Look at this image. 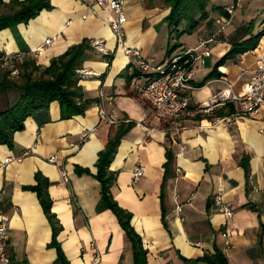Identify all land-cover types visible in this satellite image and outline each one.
<instances>
[{"label":"crops","instance_id":"1","mask_svg":"<svg viewBox=\"0 0 264 264\" xmlns=\"http://www.w3.org/2000/svg\"><path fill=\"white\" fill-rule=\"evenodd\" d=\"M125 1L126 43L146 59L160 65L187 49H195L198 56L206 49L211 52L202 57L204 64L198 61L193 67L191 105L209 102L228 86L243 95L264 37L253 51L228 60L206 78L234 43L264 28V9L258 18L248 12L255 0H238L228 27L222 29L216 22L224 15L210 12L209 20L180 38L167 22L171 8L166 0ZM235 1L212 3L226 8ZM50 3L51 11H42L15 31L0 32V60L33 56L48 67L53 58L85 40L102 43L110 54L98 55L93 49L79 69L92 72L88 78L77 74L89 101L84 116L62 118L60 104L53 102L26 120L24 130L14 134L12 147L0 146V215L11 218L8 253L12 264H94L96 259L99 264H137L133 243L115 214L97 211L102 187L95 175L105 152L112 157L114 200L132 216L131 226L147 252L143 264H210L203 258L217 251L228 264H264V107L254 117L236 119L227 106L217 107L214 113L222 116L184 117L179 127L135 93L131 81L144 84L147 78L125 56L111 31L108 11L98 7L96 0ZM48 39L52 42L45 46ZM202 42H207V48L200 47ZM174 44L180 46L168 55ZM101 92L112 100L108 109L118 117V125H99ZM219 118L231 122H218ZM85 133L89 137L83 140ZM52 156L58 157L57 164L48 162ZM8 158L13 161L5 163ZM138 168L142 173L134 178ZM63 171L68 174L67 183L61 177ZM37 174L49 182L63 259L50 246L53 229L38 195L28 189L38 184ZM216 196L232 205L233 218L216 211ZM178 205L182 206L180 217ZM225 232L228 239L222 235Z\"/></svg>","mask_w":264,"mask_h":264},{"label":"trees","instance_id":"2","mask_svg":"<svg viewBox=\"0 0 264 264\" xmlns=\"http://www.w3.org/2000/svg\"><path fill=\"white\" fill-rule=\"evenodd\" d=\"M166 2L171 8L167 22L173 28L172 33L178 38L185 34H192L203 21L209 20L210 12H219L227 18L231 17L223 6L213 4V0H166ZM234 5L236 6L237 2ZM44 10H52L50 0H11L9 3L0 0V32L6 29L15 31L19 24L36 18ZM182 27L184 28L180 30ZM251 34L250 31L249 35ZM263 37L264 28L257 35H251L246 40L234 43L228 54L216 64L214 71L206 80L213 77L219 67L225 65L228 60L253 51ZM179 46L174 44L168 55L175 52ZM90 52H92L91 43L85 40L81 44L70 47L64 54L53 58L48 67L43 68L37 65L36 60L29 57H24L15 63V69L19 73V82L9 81L7 78L0 81V89L6 91L14 88L21 93L14 105L0 111V146L12 147L14 134L24 130L26 120L41 110L49 109L53 102L60 104L62 118L72 119L85 115L89 101L85 100L83 87L77 78V70L82 68L90 58ZM227 108L229 114L236 112L233 105H228ZM213 115L212 117H220L222 113ZM197 118L201 120L202 116ZM117 145L118 143L111 144V149ZM109 153L101 154L97 163L95 177L102 187V196L97 211L110 210L115 214L125 234L133 243L136 263L143 264L146 261L147 252L142 249L141 240L131 226L132 216L119 207L111 192L115 175L109 170L112 161ZM245 170L248 171L246 166ZM36 179L38 184L28 189L37 193L43 211L53 229L50 246L57 248L59 258L63 259V253L57 243L60 227L51 213L52 200L48 194L49 182L40 174L36 175ZM203 261L210 264H228L226 257L220 251L214 255H206Z\"/></svg>","mask_w":264,"mask_h":264},{"label":"built area","instance_id":"3","mask_svg":"<svg viewBox=\"0 0 264 264\" xmlns=\"http://www.w3.org/2000/svg\"><path fill=\"white\" fill-rule=\"evenodd\" d=\"M96 4L103 10L110 13L108 22L111 31L118 39L123 48L125 56L133 61V67L142 75H146V82L144 84L138 83L136 80L131 81V86L139 98L145 100L155 110V112L170 121H173L177 126L182 127L180 120L184 117L197 118L199 116L206 117L213 115L217 107H225L233 105L235 113L234 119L244 117H254L259 114L262 107H264V42L262 44V53L256 62V69L245 86L243 95L236 94L230 86L227 89L217 92L210 99L209 102L202 105H191L189 94L195 89L191 84L192 72L194 65L202 60V57L211 55L209 50H205L202 56H198L195 49H187L181 54L170 57L163 64L157 65L153 60L146 59L142 52L136 48L128 46L126 43L125 25L127 23L126 1L125 0H96ZM236 6L231 5L225 8V11L231 16H225L216 20L217 24L222 29L231 24V18L235 12ZM52 39L45 42V46H49ZM201 48H207V42L200 44ZM92 48L96 50L99 55L109 56L103 44L100 42H93ZM39 54L43 52V47ZM78 76L81 78H88L92 72L88 70H78ZM113 106L112 100L107 98L104 93L99 95V125L115 126L120 123L117 116H115L108 109ZM218 122H231L229 118H219ZM92 132H95L93 130ZM89 137L88 133L83 135V140ZM26 155H28L26 153ZM22 159H18L21 161ZM13 161L12 158L5 160V163ZM51 164H57L58 157L52 156L48 159ZM142 168H138L134 172V178H138L142 173ZM63 182H69L68 174L63 171L61 173ZM1 200V199H0ZM213 206L219 213L223 214L227 219L234 216L233 207L230 203L223 200L221 196H216L213 199ZM182 213V206L178 205L176 214L180 217ZM11 218L7 214L0 215V264H12L11 257L8 253L9 241V224ZM225 239L229 238L227 232L222 234ZM99 259L95 260L94 264H99Z\"/></svg>","mask_w":264,"mask_h":264},{"label":"rangeland","instance_id":"4","mask_svg":"<svg viewBox=\"0 0 264 264\" xmlns=\"http://www.w3.org/2000/svg\"><path fill=\"white\" fill-rule=\"evenodd\" d=\"M235 2H238V1H235ZM235 2L230 3V4L234 5ZM262 9H264V0H255L250 6V10L248 12H249V15H253L255 16L254 18H256L261 13ZM237 14L240 15V13H237ZM249 23H252V21ZM91 46H92V43H91ZM93 49L94 48H92V51ZM27 57L36 60L37 65L43 68L45 67L44 65L39 64V59H37L36 57H33V56L32 57L27 56ZM22 59L23 58L21 57L15 56V57H11L9 60H6V61L5 59L3 61L0 60V81L3 80L4 78H7L9 81L19 82L20 80L19 73H18V70L15 69V66H16L15 63L21 61ZM20 94L21 93L18 89L13 88V89H8L6 91L3 89H0V108H6V106L8 107V106L14 105L18 101Z\"/></svg>","mask_w":264,"mask_h":264}]
</instances>
